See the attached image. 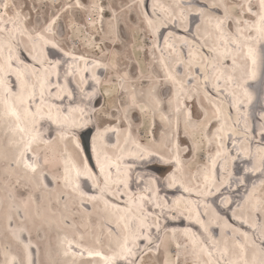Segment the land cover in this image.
I'll use <instances>...</instances> for the list:
<instances>
[{"label":"snow or ice","instance_id":"6c2138e0","mask_svg":"<svg viewBox=\"0 0 264 264\" xmlns=\"http://www.w3.org/2000/svg\"><path fill=\"white\" fill-rule=\"evenodd\" d=\"M21 3L16 0H0V121H6L9 130L15 135L19 134L18 139L12 141L15 147V156L11 163L17 167H23L34 176V183L24 185L27 190L21 193L19 198L12 197L11 201L5 206V219L9 225L8 231L13 235L18 243L23 247L24 260L16 261L13 257L14 264H34L33 248L31 235L27 237V242L21 239L20 234L31 229L28 228L26 222H30L33 227L39 230L45 224L51 226L52 221L44 215L42 208L44 207L45 192L58 193L55 203L63 205L64 211L60 214V221L69 222L64 226L67 228L77 227L75 216L80 215L82 219L91 222L93 215L103 214L104 219L109 225V234L113 236V240L109 241L110 255H105L100 251H87L89 257H100L104 264H145L144 255L153 252H159L163 240L157 234L160 232L159 218L163 216L165 219L169 217L173 220L181 217L191 220L195 217V223L200 226L204 233L208 232L205 219L207 217V209L211 206L205 199L209 196L220 194L218 198L221 203L227 205L228 197L220 192L219 186L215 185L214 169L215 160L209 158V164L203 169L197 168L196 173L184 176L185 159L182 153H189L194 159L195 144L185 147L181 138H191V133L201 126L203 121L198 117L193 119V113L190 108L184 107V101L192 98V95L199 96L201 91L198 89L196 93L188 95L184 93L183 81L177 79L176 74L165 68V79L172 82L176 86L174 93L175 107L172 109L173 100L168 99L167 94L157 91L154 85L149 84L148 97L149 100L160 109V119L168 125V135L160 134L158 149H149L142 147L140 144L132 140L130 131L131 125L121 128L115 121L127 120L128 110L134 107H140L141 111L145 109L137 103L135 88L131 89L130 95L122 96L121 104L125 105L123 109L117 108V112L123 111L122 116H117L114 112L110 116L107 109L96 117V110L92 113H86L85 108L81 106L77 100H83V96L77 97L74 90L68 88L70 81L67 79L71 73L66 72L63 81L60 80V73L57 70L62 63L60 59L50 58L49 52L55 51L64 57L71 56L73 61L84 60L83 55L74 56L69 53L63 46L53 39L56 32L53 26L59 19L58 15L53 17L43 26L38 27L33 24L29 26L27 21L31 17L23 14ZM151 4V10L148 4ZM76 7L89 13V20L92 19V13L101 14L100 19L103 20V14L106 11V5L93 2L91 4L81 3V0H75L74 5L68 7ZM131 7V5H129ZM144 21L148 29L156 36L159 28L154 26V16L156 5L152 0H137ZM179 11L170 14L171 22H180L187 32V21L189 15L195 16L192 22L194 28V44L187 37H180L185 45L189 46L188 59L179 61L184 65V72L196 66L199 69V78L204 81L203 96H214L217 99L221 95L230 97L228 101L229 107H234L239 113L243 101H240L235 90L240 89L244 97L251 102V94L246 85L250 80H255L258 69L264 73V0H210V2L199 5V0L195 3L189 0L188 3H177L175 5ZM194 9V13H193ZM115 18V11L109 13V28L113 27L112 20ZM165 21L161 26H166ZM211 28L214 33V39L218 43L209 44L201 43L200 36L202 29L205 32ZM173 33L169 31L166 36H162V42L166 47H173L169 44V37ZM212 33H209L211 36ZM153 47H157L154 43ZM205 49L206 52L201 50ZM174 50V49H173ZM87 64V61H85ZM96 61L92 62V67H99ZM115 67V65H113ZM71 67V65H69ZM107 67V65H104ZM56 79L53 80L52 77ZM96 84L101 82V78L93 72L91 77ZM127 78V73L118 75L115 79L122 81ZM83 80V76H81ZM121 88L125 93L128 89ZM76 92L83 93V88L77 85ZM95 92L84 93V96L91 98ZM65 99L71 101V104L64 105ZM223 103V101H221ZM167 104V108H165ZM217 118L226 121L230 117L221 116V109L213 105ZM171 110V111H169ZM183 110L184 119L181 121V113ZM169 111L168 115L165 112ZM174 112L173 116L171 113ZM73 113H79V118ZM85 115L88 116L84 119ZM112 121L111 126L104 127L103 131L96 130V137L91 144V155L84 156L83 153L88 150L87 144L81 146L79 141L74 144L75 156L69 158L67 156V146L60 150L63 156L62 164L57 162L54 157H50L48 152L42 148V145H51L53 138L43 139L38 129L41 121L47 120L49 124L56 125L58 128L78 129L94 122V118L101 121L105 117ZM261 119L264 120V114ZM237 123L239 120L237 119ZM103 127V125H101ZM124 130L127 132L124 143H135L138 151H128L121 147L120 133ZM224 131V123L215 128L214 133L210 135L220 141L216 156L219 157L221 152L219 149L224 147L223 137L220 133ZM250 129L245 125L244 135L245 141L255 145L253 159L256 164L249 171H261L264 173V124H261L258 133H253L252 137H248ZM107 132L115 134V142H105L104 136ZM75 140V133H71ZM259 139H256V136ZM155 143V140L153 141ZM211 143V141H210ZM163 149V151L159 150ZM239 149L232 158L239 155ZM247 154L250 149H245ZM226 155V153H225ZM93 156L95 163H92ZM137 162L148 164L159 162L162 164H171L173 167L168 174L163 177L150 176L147 178L143 192L144 195L138 193L135 187L130 185L137 184L144 177L134 174L131 170L138 167ZM56 165L57 171L50 172V165ZM258 165V167H257ZM202 172V177H201ZM83 180L84 186L81 185ZM51 185V187H50ZM264 186V180L261 181ZM179 186L185 195L177 196L175 200L168 201L159 194L166 189ZM41 192L39 197L36 192ZM64 196L66 199L60 200L59 197ZM39 201V202H38ZM53 203L48 200L49 210ZM71 208L75 211L70 210ZM150 206L149 211L145 205ZM248 206V212L251 214V222L241 220V226L247 224V229L252 230L255 234L259 229V235L249 245L248 230L241 228H232L233 233L239 232L244 238L243 242H237L236 248L239 249L235 253V259H223L228 253L227 245L220 257L216 260L212 259L213 252L217 251L215 241H213L211 249L207 245V241H198L196 232L192 229H184L185 236L191 241L195 248L199 245L201 251L206 252L208 259L204 264H264V190L257 192V186L253 185L251 191L246 192V198L243 201ZM89 206H91L89 210ZM236 209L242 206L237 204ZM158 210V211H157ZM232 213L230 217L224 219V216L217 213L220 219L228 227V220L240 219L237 217L236 211L229 208ZM188 213V215H185ZM16 219L17 226H11L13 219ZM154 230V231H153ZM175 235L176 229H171ZM152 235H157V242L153 244ZM83 237L81 236V239ZM211 240V236L208 237ZM144 241L143 244L138 243ZM251 246L259 249L260 258L257 260L255 253L253 258L249 260L247 248ZM79 243L69 240L67 242V251L65 255H84L83 251L77 252L74 249H80ZM188 247L187 244L184 245ZM181 245L175 244L176 251L175 260L164 258L167 255L165 250L164 256L157 261V264H180ZM137 249L142 251L138 252ZM39 253V248L35 249Z\"/></svg>","mask_w":264,"mask_h":264},{"label":"rangeland","instance_id":"374dc122","mask_svg":"<svg viewBox=\"0 0 264 264\" xmlns=\"http://www.w3.org/2000/svg\"><path fill=\"white\" fill-rule=\"evenodd\" d=\"M16 2L21 3V0H16ZM84 2L85 0H81V3ZM86 2L89 4L97 2L107 6L106 11L103 14V20L100 19L101 14L92 13V19L90 21L88 18V12H85L74 6L68 7V5L70 4L74 5L75 0H25V2L21 4V6L23 9V14L31 17V19L27 21V24L29 26L35 24L38 27H43L53 17L54 14L59 16V19L53 26V29H55L56 32V35L55 37H53V39L58 40V43L64 48L71 49L74 52V56L85 55L86 57L83 56L84 60H79L77 62H73L71 60L68 63H64L62 61V63L65 64V70H60L59 67L57 70L60 73V77H62L63 79L66 69L69 68V73H71V75H68L67 79L70 81L71 84H80L79 86L83 88V93H81L82 96H84V93L92 92H95V95L91 96L92 98H96L98 96L96 89L87 91V89L90 90V82L89 79H86V77L84 76L86 75V72L89 67L91 68V70H93L92 62L98 60L100 61L99 64H101L102 66L107 65V67L110 68V70L105 69V71H102L103 74L102 76H100L104 92L107 94L108 99L104 97L100 98L98 99L96 105H94L93 102H90L87 96H84L87 99L83 98L82 101H80L79 99L77 100V102H79L82 107L85 108L86 113H92V109L97 107L95 108L96 117H98L99 114L105 109H107L109 116L114 112L117 114V116H122V110L120 112H117L118 107H120L121 109L125 107V105L121 104L122 96L132 94L131 89L135 88L137 103L145 109L144 111H142L143 114L139 117L134 115L136 109L140 110V107H134L128 110L127 120L121 121L117 119L115 123L117 125H120L122 129L125 128L127 125L131 124L133 128L132 130L135 132L137 139L142 140L146 145L154 146L153 148L156 147L155 149H158L160 134L164 133L165 135H168V125L165 121H161L160 109H158L156 105H154L149 100V98L146 97V94L148 95L147 86L149 84L154 85L158 92H164V86L167 84V82L165 81V78L163 76L164 73H162V70L157 65L159 54L158 47H153L154 36L152 32L149 31L148 27H146L143 15L139 7H137V0H86ZM129 5H131V7H129ZM112 11H115V18L112 20L113 27L110 29L108 21L109 13ZM194 20L195 19L193 18V21ZM211 33L212 43H217V41L214 39V31L212 30ZM179 40L180 39L177 37L173 38V42L176 44H179ZM203 40L211 42L208 37H204ZM192 41L194 42V39H192ZM188 50L189 49L187 48V52ZM201 51L204 52L203 50ZM85 61H87V64H85ZM69 65H71V67H69ZM113 65H115V67ZM100 67L96 68V71H98ZM183 69V74L181 77L184 80H189V77L196 74L197 70L196 68L192 67L188 69L187 73H185ZM80 70L82 72H85L84 75L81 73H79L80 75L78 74ZM123 73H127V78L122 81H118L115 79L118 75H122ZM81 76H83V79H85L84 83H82L83 81H81ZM188 80L186 83H188ZM121 84H123L124 89H128L127 93L123 91V89L121 88ZM189 88L193 90L194 93H196L198 89L201 91V94L203 93L202 88H200V85L197 82H191ZM258 91L262 92L261 89H258ZM235 92L236 95L239 96V99L243 101L240 112L237 114L235 108L232 107L233 110H235V113L233 112L234 114L231 113L230 108L228 109V111L224 110L222 113L224 117H230V120L228 118L225 121L227 132L225 138L223 136L224 146L227 147L225 150L224 148H222V155L225 157L228 154L226 156V160L224 161L228 164L227 173H225L228 177L226 184H228L230 189H240L243 187L242 190L244 193L245 190L248 189V185H256L258 187V191L261 192L262 190H264V186L261 185V181L264 180V177L262 179L256 178L251 175L246 177L242 174L241 170L245 167V170L249 171V169L252 168L254 164H256V161L253 159L255 145L247 143L245 141V135L242 131V129H245V125H247V127L250 129L248 137H251L253 135L255 129V133L259 132L260 126L258 125V121L253 117V111H250V106L254 103L255 99L251 100V102L249 103L240 89H236ZM75 93L77 97H80L78 92L75 91ZM262 93L263 94H261V100L264 99V92ZM164 94H167L168 99H171L170 92L166 91L164 92ZM196 97L198 98L199 102L195 103V106H197V108L200 110L196 108L194 109L193 105H190L189 107L192 112H195V119L198 117L201 121H203V123L199 128H197L191 133V138H181L182 144L185 147H188L193 144H195L196 146L194 150V159L190 156L189 153H182V157L186 158L184 168V171L187 174L186 177L189 174L196 173L198 167L202 169L207 165L209 154H216L218 150V143L220 142L219 140L214 139L210 135V133L215 132V128L218 127V123L210 133L208 130L211 123L216 119L215 109L213 107L214 103H206L205 101H203L202 103L200 97ZM211 99L215 100L213 98ZM218 100L221 101V99ZM214 102H216V100ZM164 107L167 108V104H165ZM169 111H166L165 115H168ZM255 111H257L258 113L262 112L260 108L255 109ZM230 114L232 115V117ZM237 119L239 120L238 123L236 122ZM233 121L235 122L233 123ZM94 122L96 123L97 127L100 128L108 127L112 124V121L109 120L107 116L104 118L103 121H101L99 118H94ZM41 123L42 121L39 122L40 125ZM101 125H103V127H101ZM239 125L241 128H238ZM40 127L41 126H38V129H40ZM7 131L11 132L9 128ZM125 132L126 131L122 130L121 134H124ZM78 138L81 140L83 145L87 144L86 138L84 140V136L81 132H78ZM256 139H259L258 135L256 136ZM154 140L155 143H153ZM65 146H67V156L70 159L74 158L75 148L72 138H61L60 142L56 141V143H54L53 146L51 148H48L46 151L48 152V155L50 157H54L57 162L62 164L63 156L60 154V150L63 149ZM236 147L240 150L239 155L235 156V158H232L234 154L237 153L238 149ZM245 149H250V151L246 154L244 151ZM159 150L163 151V149ZM243 154L253 159L251 165L246 164L245 162L241 163V167L235 165L237 159L240 157V155ZM220 162L223 161L221 160ZM170 169H172V167L167 166L165 168H161L160 170H153L152 172L140 170L136 174H141L140 176L144 177V184L142 185L144 188L149 175L163 177L164 175L168 174ZM56 171V165H50V172L54 173ZM249 172L255 174L257 171ZM143 174H145V176L147 174V177L145 178ZM31 179L34 183V177L28 178V176L24 174L20 167L13 165L10 161L1 162L0 197L3 199L4 208L11 201L12 197L19 198L21 196V193L27 191L23 186H31L33 184ZM141 181L142 180L138 182V185H141ZM135 185L137 186V184ZM42 191L44 190L37 191L36 196L37 194L41 195ZM57 194L58 193H56V195ZM143 194L148 195V193L146 192ZM164 194L167 193L165 192ZM45 195L49 198H45V206L43 207L44 209L42 208V211L50 221L59 223L60 214L62 212L61 206L58 205V208L52 209L51 205L54 204L52 203L50 205L49 210L48 205V200H55L56 195L55 193L47 192H45ZM238 195L239 194L232 195V193H230V195L225 196L228 197L229 204L235 203L237 205L242 202V200L238 198L240 195ZM241 206L242 208L236 209L235 211L236 213H238L239 216H245L248 213V211H246V207L248 206L244 205L243 203L241 204ZM51 212L54 213L53 215L55 217L53 215H50L52 214ZM220 221L224 222V220L222 219H220ZM26 223L28 225V228L31 229L30 233L28 231H26V233H28V236L29 234L31 235V241L33 240L32 244L36 245V248H39V254L41 255V257H39V264H50L47 263V261L49 262V260L54 264H60V253L58 251L59 242L55 237V233L57 230H54V233L51 234V226L47 224H45L43 227H39V230H37V228L33 227L30 222ZM77 223L79 229L83 233L82 235L87 239H99V237H102L105 242L107 241V234H102L104 225L100 220H95L89 223L85 219L79 218ZM11 226H17V221L15 218L13 219ZM225 226L226 225H224L223 227ZM8 227L9 225L5 219V211L3 209V213L0 214V250L2 246H4V260L6 262L5 264H11L10 262L12 261V257L14 256L17 257L19 260L21 259V261H23V247L7 230ZM227 228L228 230L232 231L230 227ZM162 229L163 227L160 226V230ZM22 234L23 233L20 234V237ZM172 234L173 233H169L167 229L164 230L162 237L164 250L162 252L159 251L158 253L153 252L149 253V255L146 254L144 257L145 264H157V261L161 259V256H164L165 250H167V255L164 256V258L169 260H175V255L173 254L176 251L175 243H180L181 245V250L179 249L180 264H201V262L196 259V255L193 253L191 247H184L186 242H184L183 238L175 237L173 236L174 234ZM234 236H236V233H233L232 237ZM248 242L249 244H251V240L248 239ZM47 249L53 250V253L46 254L45 251ZM104 250H106V252H109V250L107 251V249L105 248ZM44 257L46 258L45 260Z\"/></svg>","mask_w":264,"mask_h":264},{"label":"bare ground","instance_id":"6f19581e","mask_svg":"<svg viewBox=\"0 0 264 264\" xmlns=\"http://www.w3.org/2000/svg\"><path fill=\"white\" fill-rule=\"evenodd\" d=\"M188 2H189V0H152V3H154L156 5V8H155L156 15L153 18L154 19V26H156V27L159 28L158 34L156 36H154L153 44L156 43L157 44V47H158V54H159V56H158L157 65L162 70V73H164L163 74L164 78H165V68H164V65H167V70L173 72L174 74H176L177 79L183 81V84H184V93L185 94H188V95H192V94H194V92H193V90H191L189 88L191 82H197V83H199L200 88H202V90H204V81L202 79L198 78L199 77V69L196 66H192V67H194V68L197 69L196 70V74H194L193 76H190L189 77V80L187 79L188 80V83H186L187 80H184L181 77L182 74H183L182 69H183L184 65L181 64V63H179V61H186L189 58L188 55H187V53H188L187 52V48L189 49V46L188 45H185L183 43V41L180 39V37H187V39L190 42L194 43L192 41V39H194L193 38V34H194V31L195 30H194V28L192 26V21H193V18L195 19V16H194V14L193 15H189L188 21H187V27H188V31L187 32L184 30L183 27H180L179 26L180 25V22L178 20L175 23H172L171 22V17H170V14H175V13H177L179 11V9L175 7V5L177 3L184 4V3H188ZM192 2L195 3L196 0H192ZM208 2H210V0H199V5H203V4L208 3ZM145 3H148V0H145ZM148 7L151 10V4L150 3L148 4ZM193 13H194V11H193ZM165 21H168V23H167L166 26H163L162 27L161 24H163ZM146 27H147V25H146ZM53 30L55 31V29H53ZM169 31H171L173 33V35L168 38L169 39V44H171L173 46L171 48L166 47L163 44L162 39H161V37L162 36H166ZM201 31H202V35L199 38L200 39V42L201 43L207 42L209 44H213L212 41H211L212 38H211V36H209V33H211L212 29L209 28L207 32H205L204 29H202ZM175 37H177V38L180 39L179 40V44H176V43L173 42V38H175ZM204 37H208L211 42L204 41L203 40ZM55 41L59 42L56 39H55ZM66 50L69 53H71L72 55H74V52L71 49H66ZM202 50L204 52H206L205 49H202ZM78 56H81V55H78ZM83 56L86 57L85 55H83ZM49 57L50 58H55V59H60L64 63H68V62H70L72 60L71 59V56L64 57L62 54L57 53L55 51H50L49 52ZM77 61H79V60H76V61H73V62H77ZM97 61H96V63L101 66V67L99 66L100 69L98 71H96V68H98V67L93 68V70H91V68L89 67L88 70H87V72H86V75H84L85 72H82L81 70L78 72V74L81 73V74H83L86 77V79H89V82H90L89 83V85H90L89 88H90V90L87 89V91H91L93 89H96L97 90L98 96L96 98H92V97L91 98H88V100L90 102H93L94 105H96V103L98 102V99L103 98V97L106 98V99H108V96L104 92V89H103V86H102V82H100L99 84H96V82L91 78L92 77V74H93V72H95V74L100 77L103 74L102 71H105V69L106 70H110L109 67H104L101 64H99L100 61H98V62ZM64 63H61L58 66L60 68V70H65V67H64L65 64ZM66 72H69V68L66 69ZM52 79L55 80L56 77L53 76ZM63 79H62V77H60V80L61 81H63ZM84 80L85 79L81 80V81H83L82 83H84ZM165 81L167 82V84L164 86V92L168 91V92L171 93V97L170 98L173 100L172 107L174 109V107H175V103H174V93H175L176 86H174L172 84V82L169 81V80H166L165 79ZM67 86H68L69 89L74 90V94L76 95L75 90L77 89V87H76L77 85H75L73 83L72 84L70 83V85L68 84ZM246 87L248 88V91L251 94V97H252L251 100L255 99L254 103L250 106V111H253V117H254V119H256L258 121V125L261 126V124H264V120L261 119L262 114H264V105H263L264 99L262 98L263 100H261V94H263L262 92H264V73H262L258 69L256 79L255 80H250L248 82V84L246 85ZM258 89H261L262 92L261 91H258ZM164 92L162 91L160 93H163L164 94ZM78 93H79V96L81 97L82 96L81 93L80 92H78ZM143 96H145V95H143ZM146 97L149 98L147 94H146ZM199 97H200L202 103H203V101H205L206 103L210 102L211 104H213V103L216 104L221 109V113H220L221 116H223V114H222L223 111L224 110H227L228 111L229 108H230V111H231L232 114L235 113V110L236 109L233 110L232 107H229L228 101L231 99L230 97H227L226 98L223 95H221L219 97V99H221V101H223V103H221L220 100H218L216 97L211 96V95L208 98H205L203 96V94H201V95H199ZM203 97H204V99H203ZM237 97L239 99V96L238 95H237ZM85 98L86 97H84V99ZM211 98L215 99L216 102H214L215 100H212ZM239 100L241 101V99H239ZM197 102H199V101H198V98L196 97V95H192V98L191 99H189L187 101H184L183 103H184V107L190 108L189 106L190 105H193V108L194 109L195 108L198 109L197 106H195V103H197ZM57 103H62L64 105H68V104H71L72 102L71 101H68L67 99H65L64 101L57 102ZM219 103H220L221 106L219 105ZM198 107H199V105H198ZM95 108H97V107H95ZM257 108H260L262 112L261 113H258L257 111H255V109H257ZM198 110H200V109H198ZM192 113H193V119H195V112H192ZM142 114L143 113H142L141 110L136 109L134 115H136V116L139 117ZM171 114L173 116L175 115L174 112H172ZM73 115H75V116H77L79 118V113H73ZM182 117L184 119L183 110H182V113H181V121H183ZM231 117H232V115H231ZM87 118L88 117L85 116V119H87ZM229 120H230V118H229ZM234 122L235 121H233V123ZM217 123H218V127L220 126L221 123H224V131L220 133V136L221 137L224 136V138H225L226 132H227L226 125H225V121H221L220 119H218L217 118V115H216V119L211 123V125L208 128L209 133L217 125ZM38 126H41L40 129H39V131H40L43 139H48L49 137H52L53 138V143L51 145H42V148H44L45 150H47L48 148H51L53 146V144L56 143V141L57 142H60V139L61 138H63V139H66V138H69L70 139V138H72L73 139V136L71 134L73 132L75 133V138H76L75 140H73L74 144H75L76 141H79L80 144H81V146L84 147L83 143L78 138V132H81L83 134V136H84V140L86 138V142H87V146H88V150L85 151L83 153V155L84 156L91 155V151H90L91 144H92L93 139L96 137V130L98 128L95 122L89 123L87 126H85L83 128H78V129H64L62 127L61 128H58L56 125L49 124V122L47 120L42 121L41 125L39 124ZM236 126H237V124H236ZM8 128H9L8 122H6V121H0V164H1L2 161L3 162H8V161L11 162L12 159L14 158V156H15V147L12 144V141L18 139L19 134L17 133V134L14 135L12 132L7 131ZM238 128H241L240 125H239ZM132 129L133 128L131 126L130 131H131V134H132V140L135 141V143L140 144L142 147H146V148L154 149L155 150L156 147L153 148L154 146L146 145V144H144V142L142 140L137 139L136 138V134H135V132ZM99 130L100 131H103V128H100L99 127ZM255 130H254V133H255ZM242 131L244 132V129H242ZM126 136H127V132H125L124 134H121L120 133V144H121V147H124L128 151H132V152L138 151V149H136V147H135V143H132V142H129L128 144H125L124 143V140H125V137ZM104 139H105V142L114 143L115 142V134L112 133V132H107L105 134V136H104ZM219 144H220V142L218 143V145ZM223 145H224V140H223ZM226 147L225 146L223 147L224 150L226 149ZM219 151L221 152V155L219 157H217L216 154L215 155L209 154L208 160H207V165H209V167H210L209 158L210 159H214L215 162H216L215 163V169H214L215 185H213V186H219L220 187V192L223 193L224 196L225 195H230V193H232V195L233 194L234 195L239 194L240 196L238 195L239 196L238 198H240V200H242V202H240V205H241L243 203V201L245 200V198H246V192L247 191H251L252 186L251 185H248V189L245 190V193L242 190L243 187L240 188V189H237V188L230 189L229 188L228 184H226V181L228 180V177L225 174V173H227V169H228L227 165L228 164H227V162H224L226 160V156L228 154L224 157L222 155V151L223 150L221 149ZM182 158H184V157H182ZM221 160L223 162H220ZM91 162L92 163H95L94 156H93V159H92ZM243 162H245L246 164L251 165V163L253 162V159L250 158L249 156H245L243 154V155H240V157L237 159V162H236L235 165H238L239 167H241L242 166L241 163H243ZM137 164H138V167L132 169L134 171V172L132 171L134 174L138 173L140 170H143V171H151L152 172L153 170H156V169L160 170L161 168H165L167 166L173 167L171 164H162V163H159V162H153V163H148V164H143V163L137 162ZM20 168L22 169V171L24 172V174L26 176H28V178L29 177H34L32 173L28 172L22 166ZM184 168H185V164H184ZM241 170H242V174L244 176H246V177H248L249 175L254 176L256 178H260V179H262L264 177V173H262L260 171H257L255 174H253V173L245 170V167L242 168ZM139 175H141V174H139ZM143 175L145 176V174H143ZM186 175L187 174L184 171L185 178H186ZM149 176H152V175H149ZM146 177H147V174H146L145 178ZM31 181H32V179H31ZM32 183H33V181H32ZM84 183L85 182L83 180H81V185L82 186H84ZM143 184H144V181L142 180L141 181V185L136 186L135 184H133V185H130V186L131 187H135L136 188V191L138 193L143 194V193H145V192H143V186H142ZM50 187H51V185H50ZM165 192L167 194H164ZM257 192H259L258 189H257ZM46 195H48V194H46ZM46 195H45V198H49ZM55 195H56V193H55ZM57 195H56V198H57ZM159 195L161 197H164L168 201L175 200L176 197L177 196H180V195L187 196L186 193H183L182 192V190L179 188V186H177L175 188H171V189H166L165 191H162ZM39 196H40V194H37V197H39ZM219 196H220V194L217 193L214 196H209L207 198H203V199L206 200L207 203H209L211 205L207 209V217H201L202 219H205V223H206V225L208 227V232L207 233H204L203 230L200 229V226L195 223V217L194 216H193V218L191 220L185 219L183 217H181L179 219H175V220L171 219L170 217L168 219H165L163 216H161L159 218V223H160V226L163 227V229L160 230L159 234H157V235L159 236L160 239H162L163 232H164L165 229H167V231L169 233H172L171 229L175 228L176 229V233H175V235H173V234L172 235L175 236V237L183 238L184 242H186V244L188 246H190L191 249L193 250V253L196 255V259L198 261H200L201 264H204V262L208 259L206 252L201 251L199 245H197L194 248L193 245H192V243H191V241L184 234V231L183 230L190 228V229H192L193 232H196V239L198 241H207V245H208L209 249H211V246H212L213 241L216 242L215 243V247L218 250L213 252V256H212V259L213 260H216L217 258L220 257V254H221V252H223V250L225 248V245H227L228 253H227V255L224 256L223 259H235V258H237L236 255H235V253H237L239 251V249L236 248V243L238 241L239 242H243L244 241L243 240V237L240 235L239 232H236V236L232 237L233 232L230 231V230H228V228H227L228 226L224 222H221L219 216L217 215V213H219L220 215L224 216V219H227L228 217H230L232 215V213L229 212V208H232L235 211L236 210V207H235L236 204L235 203H231V204L228 203L227 205H224V204L221 203V199L222 198H218ZM56 198H55V200H56ZM59 199L60 200H64L66 198L64 196H60ZM55 200L53 199V203L54 204L51 205V208L52 209H56V208L59 207L55 203ZM0 202H1V204L3 203V199L1 197H0ZM60 206H61V210L63 212L64 211L63 205H60ZM145 206H146V208L149 211H152V209L150 208V206H148L147 204ZM69 208H70V210L75 211V209H72L71 208V204L69 205ZM90 208H91V206H89V210H90ZM246 211H248V207H246ZM53 214L54 213H52L50 215H53ZM185 215H188V213H185ZM236 215H237V217H240V219L228 220V224L232 225V227H230V228L231 229L233 227H235V228H241L242 231L243 230H248L247 229V224H244L243 227L241 226V220H245V221L251 222V219H252L251 214L248 212L245 216H239L238 213H236ZM75 218H76L75 222H76V225H77L78 224L77 221L79 220V218L80 219H82V218H81L80 215H76ZM95 220H100L102 222V224L104 225L102 234L103 235L104 234H107V241L106 242L104 241V239L102 237H99V239H87L86 237H84L82 235L83 233L79 229L78 225L75 228H67V227L64 226V224L65 223H69V222H62V221H60L59 223L52 222V224H51V230L50 231H51V234H53L54 233V230H57L56 231L57 234L55 233V235H56L55 237L57 238V240L59 242L58 243L59 244L58 251L60 253V264H94V263H96V264H104V261L101 260L100 257H89L87 255V251H100V252H102L105 255H110V244H109V241L113 240V236L109 234L108 229H109V227H113L114 228V225H109L106 222V220L104 219L103 214H99V218H98L97 215H93L92 218H91V222L92 221H95ZM224 225H226L227 227L226 226L223 227ZM248 231H249V237H248V239L251 240V241L255 240L256 237L259 235V229H256L255 234L253 233L252 230H248ZM157 235H152V242H153V244H155L157 242ZM81 236L83 237L82 239H81ZM209 236H211V240H208V237ZM27 237H28V233H26V232L21 235V239L24 240V238H25V242H27ZM69 240L74 241V243H79L80 246H81L80 249H74V250L77 251V252L83 251L84 252V255H82V256L81 255L73 256L71 254L65 255L64 253L68 250L67 249V242ZM174 241H176V240H174ZM138 243L143 244L144 241H139ZM32 245H33V248L30 249V251L33 252V262H34V264H39L38 254L35 252L36 245H34V244H32ZM249 245H251V244H249ZM20 247H21V245H20ZM104 248L107 249V251L109 250V252H106V250H104ZM163 250H164V245L162 244L161 245L160 252H162ZM137 251L140 252L142 250L141 249H137ZM45 252H46V254H52L53 253V250L47 249ZM247 252H248V257L247 258L249 260H251L253 258V254L254 253H255V256H256V259L257 260L260 258L259 249L257 250V249L252 248L251 246H249L247 248ZM147 255H149V253ZM56 257H57V255H56ZM144 257H145V255H144ZM15 258H16V261H21V259L19 260L17 257H15ZM53 258H54V256H53ZM45 259L46 258L44 257V260ZM11 263L14 264L13 257H12ZM47 263L54 264L53 262H50V260H49V262L47 261ZM221 264H223V261H221Z\"/></svg>","mask_w":264,"mask_h":264},{"label":"flooded vegetation","instance_id":"af4514ba","mask_svg":"<svg viewBox=\"0 0 264 264\" xmlns=\"http://www.w3.org/2000/svg\"><path fill=\"white\" fill-rule=\"evenodd\" d=\"M3 209H4V204L3 203L1 204V202H0V214L3 213ZM39 257H41V255L38 253V258ZM0 264H5V260H4V246H2V248L0 250Z\"/></svg>","mask_w":264,"mask_h":264}]
</instances>
